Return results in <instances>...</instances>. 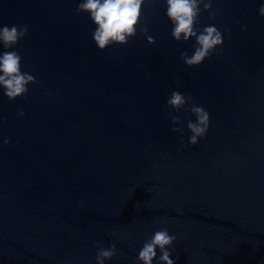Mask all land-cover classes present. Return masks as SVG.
Wrapping results in <instances>:
<instances>
[{
    "label": "water",
    "instance_id": "obj_1",
    "mask_svg": "<svg viewBox=\"0 0 264 264\" xmlns=\"http://www.w3.org/2000/svg\"><path fill=\"white\" fill-rule=\"evenodd\" d=\"M79 2L0 0V26L28 27L0 53L38 82L11 101L0 89V264H96V242L116 245L104 264H140L160 229L176 236L174 264H264V0H212L197 27L223 43L195 67L165 0L143 6L155 43L138 28L104 50ZM172 91L209 113L195 145V118L165 109Z\"/></svg>",
    "mask_w": 264,
    "mask_h": 264
},
{
    "label": "clouds",
    "instance_id": "obj_2",
    "mask_svg": "<svg viewBox=\"0 0 264 264\" xmlns=\"http://www.w3.org/2000/svg\"><path fill=\"white\" fill-rule=\"evenodd\" d=\"M145 2L146 0H80L75 11L77 14L87 13L90 21L95 25L92 40L99 50H104L113 44L128 43L130 38L136 36L138 28L140 34L144 35L147 43L151 45L155 43V38L147 35V27L141 25ZM156 2L157 0H147L149 4ZM165 3L166 16L172 24L170 33L172 39L187 42L190 38H194L195 41L191 56L187 52H181L180 59L188 67L198 66L223 43L222 33L214 25L197 27L202 11L208 12L209 18L215 17V13L211 11L212 0H165ZM258 11L259 15L264 17V4ZM27 33L26 25L0 26V47L14 48ZM21 59L20 54L14 50L0 53V89L3 90L2 95L9 101L26 96L28 85L38 83L33 75L21 71ZM165 109H171L172 112L183 110L195 118L186 124L191 133L188 144H197L198 140L206 134L209 126V113L203 107L197 106L190 94L185 95L179 91H172L166 101ZM18 115H24L22 109ZM169 115L174 125L171 131L182 133L183 128L175 126L183 123L180 117L172 115L171 112ZM8 143V139H3V144ZM175 240L176 236L170 235L167 229L155 231L151 238L143 243L137 260L140 264H152L156 257V250L159 249L158 264H174L167 249L173 245ZM95 246L97 249L96 264H104L117 253L115 244H110L105 248L100 246V242H96Z\"/></svg>",
    "mask_w": 264,
    "mask_h": 264
}]
</instances>
